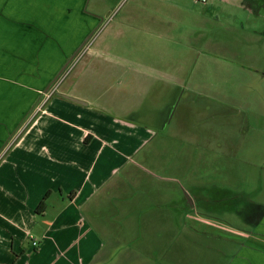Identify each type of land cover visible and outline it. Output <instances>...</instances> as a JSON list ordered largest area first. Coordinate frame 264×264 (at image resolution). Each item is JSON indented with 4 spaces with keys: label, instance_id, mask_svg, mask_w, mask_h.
<instances>
[{
    "label": "crops",
    "instance_id": "obj_1",
    "mask_svg": "<svg viewBox=\"0 0 264 264\" xmlns=\"http://www.w3.org/2000/svg\"><path fill=\"white\" fill-rule=\"evenodd\" d=\"M86 3L0 0V264H180L183 250H192L193 263H213L207 249L215 247V230L237 238L228 240L236 248L233 254L226 249L225 264H264V212L249 230L200 219L208 229L193 226L191 233L206 236V250L181 242V228L169 241L176 213L148 222L145 209L144 222L126 234L105 222L103 204L116 187L109 181L153 135L134 120V96L151 82L128 76L137 61L156 58L161 67L164 58L135 52L118 32L97 38L94 46L93 34L104 22ZM41 60L57 62L41 70ZM52 77L53 93L41 101ZM46 193L45 209L36 213ZM110 202L105 209L111 221Z\"/></svg>",
    "mask_w": 264,
    "mask_h": 264
},
{
    "label": "rangeland",
    "instance_id": "obj_2",
    "mask_svg": "<svg viewBox=\"0 0 264 264\" xmlns=\"http://www.w3.org/2000/svg\"><path fill=\"white\" fill-rule=\"evenodd\" d=\"M86 7L104 22L93 34L94 46L108 32L119 33L135 52L164 58L161 67L155 57L139 60L128 76L151 82L134 96V120L153 135L109 181L116 187L103 204L105 222L126 234L144 222L145 209L152 216L148 222L176 213L169 241L179 238L181 228V242L201 250L207 249V238L191 228L206 231L209 224L202 218L220 227L252 229V219L264 212V0H87ZM40 62L41 70H51L57 61ZM56 77L41 101L53 93ZM215 233L217 249L210 242L207 249L213 263H193L192 250H183L180 264H225L226 249L233 254L236 248L228 240L237 238Z\"/></svg>",
    "mask_w": 264,
    "mask_h": 264
},
{
    "label": "trees",
    "instance_id": "obj_3",
    "mask_svg": "<svg viewBox=\"0 0 264 264\" xmlns=\"http://www.w3.org/2000/svg\"><path fill=\"white\" fill-rule=\"evenodd\" d=\"M64 98H67V99H70V100H73V101H77V102H81L80 100H77L75 98H72V97H69V96H65V95H62ZM48 193H46V195L44 196V198L41 200V202L37 205L36 209H35V212L36 213H42L45 209V200H46V197H47Z\"/></svg>",
    "mask_w": 264,
    "mask_h": 264
},
{
    "label": "built area",
    "instance_id": "obj_4",
    "mask_svg": "<svg viewBox=\"0 0 264 264\" xmlns=\"http://www.w3.org/2000/svg\"><path fill=\"white\" fill-rule=\"evenodd\" d=\"M196 1H198V2H205L206 0H196ZM31 244H32L33 247H35L37 245V241L34 238H32L31 239Z\"/></svg>",
    "mask_w": 264,
    "mask_h": 264
}]
</instances>
